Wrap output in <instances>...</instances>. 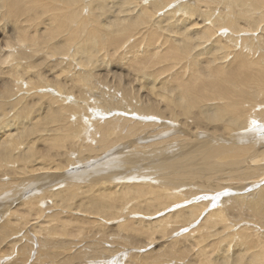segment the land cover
I'll return each instance as SVG.
<instances>
[{"label": "bare ground", "instance_id": "6f19581e", "mask_svg": "<svg viewBox=\"0 0 264 264\" xmlns=\"http://www.w3.org/2000/svg\"><path fill=\"white\" fill-rule=\"evenodd\" d=\"M125 46L149 54L126 66ZM258 104L264 0H0V259L83 264L91 250L98 264L121 252L120 264L129 246L126 264H264ZM164 129L179 133L157 137ZM173 141L191 144L183 171L207 158L186 191L150 171L103 169L123 154L111 145Z\"/></svg>", "mask_w": 264, "mask_h": 264}, {"label": "rangeland", "instance_id": "374dc122", "mask_svg": "<svg viewBox=\"0 0 264 264\" xmlns=\"http://www.w3.org/2000/svg\"><path fill=\"white\" fill-rule=\"evenodd\" d=\"M126 44H128V43H126ZM126 48H127V46H125L124 47V50H126ZM140 51H141V49H140ZM135 52V49H133V48H130V49H128V50H126V53H125V55L124 56H122L121 58H116V60L118 61V60H120V59H122V58H125L126 57V59L124 60V61H122V63H124L126 66H135V64H134V62L135 61H137V60H139V59H141V58H143V57H146L147 56V54H149L148 52H139V53H141V54H136V53H134ZM203 61V60H202ZM165 72H167V71H165ZM168 74V73H167ZM165 75V74H164ZM148 86V85H147ZM145 87V86H144ZM264 107V104H258L257 105V108H263ZM262 117V118H261ZM256 119H260V120H258L257 121V123L255 124V125H253L252 126V128L254 129V131L256 132V134L255 135H257V136H260V138L262 137V134H264V132H261L260 130L261 129H258V127L259 128H263L262 126H261V124L260 123H262V124H264V115H259V117L257 116V117H255ZM144 120H146V119H144ZM153 122H155V120H152ZM261 121V122H260ZM153 122L151 123V125H149V128H148V130L149 129H151V128H155V126L156 125H154L153 124ZM259 123V124H258ZM258 125V126H257ZM154 126V127H153ZM257 129V130H256ZM264 129V128H263ZM173 131V132H172ZM161 132V133H160ZM258 132H260V133H258ZM178 133H179V131H178ZM177 130H167V129H164V130H161V131H158L157 132V137H159V138H162V137H164L166 140H167V138L168 139H170V137H174V136H176L177 134ZM172 134V135H171ZM175 134V135H174ZM169 135V136H168ZM171 135V136H170ZM168 136V137H167ZM259 138V139H260ZM149 141H154V140H148V141H146V142H144L145 144L146 143H148ZM193 141L194 142H197V140H195V139H193ZM168 142V141H167ZM174 143V144H173ZM118 144V145H117ZM117 144H114V145H111L110 147H114L115 145L117 146V149H120V152L121 151H123V156L122 155H120V156H122V157H118V156H116L117 155V153H113V151L112 152H109L108 154L112 157L110 160L112 161V163H111V161L109 160L108 162H106L104 165H103V169L104 168H106L107 167V169H106V172H107V170H108V172L110 173H108V175H110V176H115V174L116 175H118L120 172L121 173H124V172H132V171H141L142 173H148L149 171V173L150 174H152V175H154V176H161V177H166L167 179H172V180H174V181H171L172 183L174 182V183H176L175 184V186L174 187H178V188H180V190L181 191H186V188H187V190H188V185L187 184H184L183 183V180H185L186 178V180L189 182L190 181V177L193 175V174H195L194 172L195 171H197V170H201V167H194L195 165V162H196V160H197V162H200V158H203V161H207L206 159V156H205V154L203 155V153H205V152H202V154H201V152L199 151V154H197L196 155V158L198 157V156H201L199 159H196L194 162H192L191 164H188V166H189V170L188 171H183V167L181 166V164L183 163V160H182V158L180 157V153H183L184 152V150L186 149V147H189L191 144H188V145H182L183 143L181 142V144H179L177 141H173V142H171V144L170 143H168V146H170L169 148L168 147H165V146H161V147H158L157 149L156 148H153L152 146H149V149L147 148V147H144V148H140V149H138L137 151H134L133 149H131V147L129 148V147H125V148H123L124 150H121V148L120 147H122L123 146V144H128V143H126V142H122V143H117ZM209 146L210 147H213V145L212 144H209ZM109 148V147H108ZM173 148V149H172ZM93 149L94 148H90V147H87V149H85V155H86V157H87V161H89V163H92L93 162V164L92 165H94V164H97L98 163V161H93V160H95L98 156H102V155H97V156H95L94 158L92 157V159H91V157H90V155H89V157H88V155L87 154H91V156H92V153L90 152L89 153V150H91L92 152H93ZM131 149V150H130ZM254 150V148H250L249 150ZM86 150H88V152L86 151ZM107 150V149H106ZM105 150V151H106ZM145 150H147L146 152H145ZM172 150H173V153H172ZM83 151V150H82ZM175 151V152H174ZM132 152H135V153H132ZM82 153H84V151L82 152ZM130 153V154H129ZM177 153V154H176ZM114 154V155H113ZM134 154V155H133ZM141 154V155H140ZM132 156V159H133V163H134V165L133 164H131V163H129V159H128V156ZM173 155H175V156H173ZM116 157V158H115ZM161 158V159H160ZM205 159V160H204ZM104 160V159H103ZM101 161V162H103L104 163V161ZM86 161V162H87ZM153 161V162H152ZM99 162H100V160H99ZM100 162V167L99 168H101L102 166V164L103 163H101ZM264 163V162H263ZM113 164V165H112ZM115 165V166H114ZM78 166V165H77ZM135 166V167H134ZM208 166H209V164H208ZM114 168H116V169H114ZM216 168V167H215ZM113 169V170H112ZM134 169V170H133ZM168 169V170H167ZM120 170V171H119ZM185 172H188V174L186 173V174H183V173H185ZM113 173V174H112ZM147 174V175H150V174ZM190 173H192V174H190ZM93 174H97L96 172H94ZM99 174V173H98ZM164 174V175H163ZM167 176H166V175ZM173 174V175H172ZM181 174H182V177H181ZM94 176V175H93ZM179 176V177H178ZM95 177H97V176H95ZM186 177V178H185ZM229 178V177H228ZM189 179V180H188ZM111 180V179H110ZM227 180V179H226ZM225 180V181H226ZM177 181V182H176ZM221 181H224V180H221ZM256 181V182H255ZM156 182V181H155ZM155 182H153V183H155ZM159 181H157V183H158ZM192 182V181H191ZM251 182V183H250ZM257 182H259V181H257V180H249V181H247V182H244L245 183V185H246V183L247 184H254V183H257ZM160 183V182H159ZM166 183H168V182H166ZM170 184L169 183V185H174V184ZM197 184V183H196ZM235 185V183H231V185ZM260 184H261V186H263L264 185V182L262 181V182H260ZM229 188L230 187H232V186H228ZM185 189V190H184ZM16 198V197H15ZM13 199V197H11V198H9V200H12ZM187 201V200H186ZM224 201V200H223ZM179 202H181V201H179ZM233 202H235L234 200H229V202H227V203H225L224 204V206H225V208L226 207H228L229 205H232V206H234L235 204L233 203ZM234 204V205H233ZM227 205V206H226ZM5 205H3V207H4ZM214 206H216L215 204H214ZM238 206V205H237ZM236 205L234 206V207H237ZM157 214V215H156ZM156 214H154V215H152V216H146V217H144V216H142V215H139V214H135V216H133V217H130V218H133V219H135V218H139V216H142V218L144 217L146 220H148V219H150V220H154V219H157L158 217H159V215L161 216L162 214H164L163 212H161V214L159 213V215H158V213H156ZM149 215H151V214H149ZM156 215V216H155ZM148 217H150V218H148ZM121 221L120 222H124L125 221V219H123V218H121L120 219ZM0 221H1V218H0ZM32 222H35V220H32ZM31 222V223H32ZM199 220L197 221V222H195V223H193L191 226H184V227H181V228H179L178 229V231L177 232H174L175 233V235L177 234V236H179V235H183V234H185V233H187V231L189 232V230L190 229H192V228H194L196 225H198L199 224ZM194 225V226H193ZM191 235V234H190ZM165 237H167V236H165ZM109 238H110V236H109ZM168 239V237L166 238V240ZM31 242V241H30ZM102 246H105L104 244H101ZM105 248H108V246H106ZM112 248H114V247H112ZM123 248H124V254H125V258H124V260H123V262H121L120 264H126L128 261H130V257H131V255H132V253H133V251H132V249H129V246H123ZM151 248V247H150ZM150 248H148L147 249V251L150 249ZM206 248H208L209 249V247L207 246ZM51 249H53V248H50L49 249V251L51 250ZM59 249L60 248H58V250H57V252H56V254L58 253V251H59ZM30 250V249H29ZM55 249L52 251L53 253H55ZM146 251V250H145ZM145 251H143V252H145ZM48 252V251H47ZM88 252H90V255H88L89 253H84V254H82V259L83 260H85V258H86V261H83L82 260V263L83 264H90L91 262V264H98V262L97 261H99L98 259H100V258H102V257H100V258H94L93 257V260H92V255H91V250H89ZM100 252L102 253L103 251H101L100 250ZM132 252V253H131ZM192 252V250L190 251V252H188L187 253V255L188 254H190ZM30 253V252H29ZM29 253H28V256H27V260L25 261L26 263H24V264H31L32 263V259L30 258V256H29ZM93 253V252H92ZM105 253H107V252H105ZM104 252H103V254H105ZM209 253V254H208ZM207 254L208 255H210L211 253H212V255H210L211 257H214V255L216 254L215 252H208ZM213 253H215V254H213ZM119 254H121V252H117L116 254H114V255H116V259L114 260V263H116V264H118V262H117V255H119ZM134 254V253H133ZM41 255V254H40ZM40 255H38V257H41ZM93 255H94V253H93ZM110 256H112V255H110ZM24 257V256H23ZM23 257H20L19 259L20 260H22V259H24ZM32 258H33V256H31ZM84 257V258H83ZM152 257H154V255H149V256H147V257H143V258H141V263H143V264H147V260L149 259V260H151L152 259ZM13 257H11V256H9L8 254L7 255H3V259L1 258L0 260V263H2V264H15V263H13V261L15 260H12L11 261V259H12ZM90 258V259H89ZM195 258H197V257H195ZM194 258V260L192 261V264H198L196 261V259ZM109 259V257L106 259V260H104V261H107ZM138 259H140V258H138ZM25 260V259H24ZM46 260L48 261L49 259L48 258H46ZM4 263H3V262ZM10 262V263H9ZM16 262H19V261H16ZM95 262V263H94ZM195 262V263H194ZM111 263H113V262H111ZM105 264H106V262H105Z\"/></svg>", "mask_w": 264, "mask_h": 264}]
</instances>
